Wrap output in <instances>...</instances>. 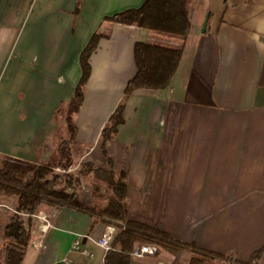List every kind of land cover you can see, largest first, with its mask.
I'll list each match as a JSON object with an SVG mask.
<instances>
[{
    "label": "crops",
    "instance_id": "crops-1",
    "mask_svg": "<svg viewBox=\"0 0 264 264\" xmlns=\"http://www.w3.org/2000/svg\"><path fill=\"white\" fill-rule=\"evenodd\" d=\"M144 0H0V158L45 164L67 141L64 110L90 55L83 102L73 115L79 161L125 175L126 218L181 244L264 264V0H194L187 37L103 21ZM136 42L182 46L169 84L125 96ZM123 122L105 142L118 105ZM73 149V148H72ZM5 198L11 203L5 201ZM17 197L0 191L2 230ZM99 209L39 207L29 219L22 264H104L99 241L110 218ZM119 223V222H117ZM121 224V223H119ZM193 253L163 249L130 264H189Z\"/></svg>",
    "mask_w": 264,
    "mask_h": 264
},
{
    "label": "trees",
    "instance_id": "trees-1",
    "mask_svg": "<svg viewBox=\"0 0 264 264\" xmlns=\"http://www.w3.org/2000/svg\"><path fill=\"white\" fill-rule=\"evenodd\" d=\"M80 1V0H79ZM194 0H144L136 9L126 10L103 21L122 25H133L159 34L184 40L190 28L191 6ZM105 34L95 33L80 55L81 77L73 95L64 110V120L68 133L67 141L60 142L45 164H32L13 158L3 157L0 162V191L5 195L17 197L14 212L11 213L2 230L0 244V264H22L30 239L29 219L36 210L47 205L55 209L73 207L91 211L89 204L78 195L80 178L92 175L95 181L103 183L111 196L98 213L119 228L110 248L106 251L104 264H130L131 252L136 245H154L170 254H176L184 247L192 250L189 264H216L217 260H229V256L204 252L193 244H181L171 235L151 226L127 220L123 205L126 196L125 175L118 176L111 166L99 168L89 162H81L76 174L67 172L73 166L70 144L74 140L75 125L73 115L83 102V87L90 74V55ZM182 46L169 47L157 43L136 42L133 58L135 75L128 81L124 95L139 89L158 90L166 87L177 69ZM122 104L118 105L101 133L103 144L123 122ZM61 169L60 174L55 169ZM96 189L98 187L93 186ZM121 224H119V223ZM260 251L255 252L248 261L232 260V264H258Z\"/></svg>",
    "mask_w": 264,
    "mask_h": 264
},
{
    "label": "rangeland",
    "instance_id": "rangeland-1",
    "mask_svg": "<svg viewBox=\"0 0 264 264\" xmlns=\"http://www.w3.org/2000/svg\"><path fill=\"white\" fill-rule=\"evenodd\" d=\"M72 148H73V152H72V163H73L72 166L73 167L67 172L76 174L77 169L79 168L81 163L79 161L78 149H76L74 146H72ZM1 160L2 158H0V162ZM55 171L60 174L64 173L63 170L58 169V168H56ZM80 181L81 183L77 191L82 201L89 204L92 209H97V210L107 204L108 199L111 196V191L103 183L95 181L92 175L82 176L80 178ZM95 185L98 187V189L96 190L93 187ZM9 200L5 198V201L8 203V206H9V203H11ZM7 212L12 213L9 210ZM216 264H227V262L225 263L223 261H217Z\"/></svg>",
    "mask_w": 264,
    "mask_h": 264
},
{
    "label": "built area",
    "instance_id": "built-area-1",
    "mask_svg": "<svg viewBox=\"0 0 264 264\" xmlns=\"http://www.w3.org/2000/svg\"><path fill=\"white\" fill-rule=\"evenodd\" d=\"M117 234V229L114 227H108L103 232L102 237L99 241L92 240L89 236L77 234L74 241L72 242L71 249L74 252H77L87 258H92L93 253L88 248L84 247L81 244V239L85 238L89 241L95 243L98 246L103 247L106 251L110 248L111 243L113 242ZM159 248L154 245H145L139 244L136 245L134 250L131 252V257H143L145 255H155L158 252Z\"/></svg>",
    "mask_w": 264,
    "mask_h": 264
}]
</instances>
